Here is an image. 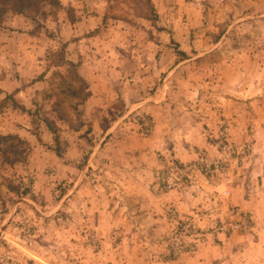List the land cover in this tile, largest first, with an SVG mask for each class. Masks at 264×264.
Here are the masks:
<instances>
[{
  "label": "rangeland",
  "instance_id": "374dc122",
  "mask_svg": "<svg viewBox=\"0 0 264 264\" xmlns=\"http://www.w3.org/2000/svg\"><path fill=\"white\" fill-rule=\"evenodd\" d=\"M151 1L156 11L151 18L145 17L144 0H52L30 16L12 9L0 12V43L16 38L10 43L15 53L22 52L23 44L38 45L35 55L44 56L46 72L36 83L45 91L58 83L59 79H53L55 72L67 71L61 59L71 61L73 54L81 67L93 50L119 63L116 81L123 82L116 83L123 93L98 130L92 129L83 104L79 116H70L69 125L70 121L56 120L54 101L44 99L42 93L37 96L31 114L35 131L40 136L47 121H56L58 131L50 130L52 141L45 146L55 156L60 153L55 158L48 150L38 157L32 145L16 135L12 136L24 144L0 142V209L8 202L5 211H0V264H264V207L254 215L232 203L233 177L244 163L237 167L216 144L219 132L228 126L230 140L250 144L253 152L255 140L250 131L246 140L237 141L233 124L217 112L213 126L201 127L207 134L206 147L196 150V159L184 162L169 142L157 145L166 128L155 124L151 112L135 109L145 93L163 85L183 60L187 61L185 88L199 83L212 87L210 92H227L223 80L241 81L234 82L241 88L257 73L264 76V0ZM196 8L206 11L198 18L187 11ZM162 46L164 52L158 50ZM142 53L167 54L169 68L155 75L139 64L135 77V58ZM196 55L201 57L193 59ZM17 64L23 63L15 62L13 56L10 62L0 58V100L11 94L6 99L9 108L19 105L2 83L19 73ZM110 66L115 68L113 63ZM135 87L137 93H128ZM246 90L224 95L240 102L249 98L257 119L263 112L259 108L264 110V93ZM183 127L177 126L172 135L183 133ZM147 128L150 131L145 135ZM153 140L157 143H150ZM202 154L227 167L212 178L187 174L183 167ZM39 159L49 165H39ZM53 160L68 169L54 173ZM18 201L23 204L16 211ZM233 210L242 214L246 229L217 231L219 223L236 220L230 214ZM7 212L11 213L9 226L4 220ZM6 226L10 238L4 234Z\"/></svg>",
  "mask_w": 264,
  "mask_h": 264
},
{
  "label": "crops",
  "instance_id": "0c3cea01",
  "mask_svg": "<svg viewBox=\"0 0 264 264\" xmlns=\"http://www.w3.org/2000/svg\"><path fill=\"white\" fill-rule=\"evenodd\" d=\"M199 9V11H197V8L195 10L187 9V11L190 12V14L196 13L198 18L200 14H203L206 11L204 10L203 12V8ZM201 24L202 20L198 21L197 26L200 27ZM7 26L10 27V24ZM15 40L17 39L6 38L5 41L7 42H5V44L0 43V58H2V60L10 62V58L13 56L15 62L23 63L22 65L17 64L15 67L19 73L17 72L15 76L6 78L2 83V85H5L3 86V89L6 92L14 94L13 97L19 106L12 108L7 107L0 113V135H16L32 145L33 151L34 153L35 151L38 153V157L41 155L44 156L46 155L45 151L48 150H46L45 146L46 144L51 143L52 136L47 127H41V130H39L40 136L37 135L38 131H35L34 117L31 114L32 110L37 105V96H40L44 90V88H40V86L37 85L36 79L46 72L44 70L45 58L44 56L40 58V55H35L36 47H38L36 43L33 46L30 44L25 46V44H23L21 45L22 52L15 53L13 47H10L11 41L14 42ZM11 44L13 45V43ZM165 49L166 47L164 46L158 48L161 52H164ZM97 54L98 52L93 50L87 59L84 58L80 67V73L88 82L90 90V97L82 107L91 121L92 129L95 130H98L99 128L101 129V125L107 120L108 109L111 108V105L118 99L119 95L123 93L121 92V88L117 89L115 86L116 83H123L116 81V78L118 77L116 66L119 65V63L109 60L106 55ZM159 56L161 57L160 60H156L155 58H158ZM198 57H201V55H196L193 59ZM70 59L74 63L77 62L74 59L73 54ZM135 62H137L135 77H137L138 74L139 64L140 67L144 68L146 73L153 71L156 75L158 73H165L169 68L170 63L167 54L155 55V57H153L152 54L149 53L137 55ZM110 63H113L115 68H112ZM186 64V60L176 64L174 67L175 70L168 73L166 82L155 90L145 93L144 99L139 101L135 106V109H142L146 112H151L150 115L154 118L153 121L155 124L166 128L164 132L165 137L163 136L162 142L157 143L153 140L150 143H157L158 145L159 143H163L164 140L169 142L170 147H176V157L187 162L196 159V150H198V148L206 147L208 142L207 134L204 129L201 130V127L205 124L213 126L218 118L217 112L218 114L222 112L223 115H226L230 120L231 124H233L234 127L232 129V134L237 141L243 142L246 140L245 138L248 136L246 134L250 131L255 140L254 149L249 158L240 167L238 171L239 173L233 177L235 183L233 184V187L230 188L231 194L229 199L231 197L234 205H239L245 211H249L255 215L258 211H261V207H264V120L260 117H264V110L259 108V110L263 112H260L256 119L254 114L255 110L251 107L254 106V103H251V100H248L249 98L244 102L234 101L237 99L224 95V93H230L231 90H233L235 93L244 94L247 91L246 89L249 88V93H255L257 91V93L263 95L264 87H262V85H264V76H262L263 74L257 73V75L252 77L250 81L243 84L241 88L234 85V82L240 83L241 81H236L232 78L223 80L224 88L228 91L214 93L208 91L212 87H209L208 89V86H204L203 88L197 82V84L188 85L185 88L182 80H184L187 75ZM23 65H25V68H23ZM235 69L237 70V73L242 72V68L239 65H236ZM151 77L149 75L147 78L151 79ZM45 78L47 79L48 76ZM32 81L34 83H32ZM135 84L137 86L138 82L135 81ZM251 85L256 88L255 91H252L254 88H252ZM133 91L134 93H137L135 91L139 90L135 87L134 90H129L128 93L131 94ZM179 95H184L188 100L183 99V96ZM136 98L139 99L140 97ZM205 99H207V101H204ZM206 102H214L215 104L210 105ZM241 116H245L249 119L244 122L242 121L244 118L242 120L240 119ZM182 125H184V132L177 134V137L173 136V130H175L177 126ZM175 137L177 140H174ZM36 147H38L39 152ZM49 152L48 153L52 158L59 156L57 153L55 156V154L52 153L53 151ZM54 160V173H60V171H64V169L66 171L68 169V167L63 163H60L59 160V163ZM37 162L39 165H49L44 159H39ZM202 185L203 184H201V186ZM34 187V189H36V185ZM39 187H41V185H39ZM202 187L203 189H206V186ZM209 191L212 192V189L210 188ZM177 200L180 201L182 199L179 198ZM186 201L187 200L184 201V204ZM22 204L23 202L21 201L16 202L15 210L17 211L19 205ZM5 205H8V202H5V204L3 202L1 204L2 209H0V211H5ZM10 219L11 213L7 212L6 218L4 219L6 225L11 222ZM8 226H6L4 234H6V237L10 238V236H8Z\"/></svg>",
  "mask_w": 264,
  "mask_h": 264
},
{
  "label": "trees",
  "instance_id": "16d2710c",
  "mask_svg": "<svg viewBox=\"0 0 264 264\" xmlns=\"http://www.w3.org/2000/svg\"><path fill=\"white\" fill-rule=\"evenodd\" d=\"M146 2L147 13L146 18L156 17V11L151 0H144ZM53 3L52 0H0V12L2 14L8 9L16 10L20 14L26 16L33 15L37 13L43 3ZM59 63L66 64L67 71L65 73L55 72L53 79L57 78V84H50V91L42 92V97L53 102V109L55 112L56 120L68 122L70 125V116H79V106L84 104L90 97L89 84L86 79L80 73V64L74 63L69 60L61 59ZM50 65L48 66V68ZM10 98L9 95H5L0 100V113L3 112L8 107V102L6 99ZM72 101L66 104V101ZM14 102V101H13ZM47 127L54 134L57 133L56 121H47ZM9 140H17L19 143L24 144V142L15 136H1L0 142H7ZM12 148V147H11ZM58 149V148H56ZM59 150V149H58ZM56 150V152L58 151ZM60 155L59 152H57Z\"/></svg>",
  "mask_w": 264,
  "mask_h": 264
},
{
  "label": "built area",
  "instance_id": "2783aa9c",
  "mask_svg": "<svg viewBox=\"0 0 264 264\" xmlns=\"http://www.w3.org/2000/svg\"><path fill=\"white\" fill-rule=\"evenodd\" d=\"M150 129L147 128L145 135L149 134ZM218 148L221 149L227 156L235 161V165L238 167L242 165L251 155L252 149L250 144H236L232 142L229 138V127L225 126L219 132L218 138L216 140ZM227 167V164L220 162L219 160L210 161L205 154H202L197 161L193 164L184 166L186 173L193 174L201 173L209 177H213L217 173L224 171ZM180 175H183L182 170H180ZM172 184L167 185L168 188H171ZM231 215H234L236 220H229L228 222H221L217 225V231L222 233H232V232H241L243 229H246L245 220L242 217V214L239 216L237 211H231Z\"/></svg>",
  "mask_w": 264,
  "mask_h": 264
}]
</instances>
